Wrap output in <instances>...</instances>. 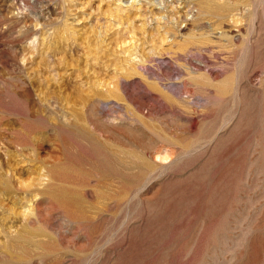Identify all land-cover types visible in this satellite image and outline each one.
Wrapping results in <instances>:
<instances>
[{"label":"rangeland","instance_id":"obj_1","mask_svg":"<svg viewBox=\"0 0 264 264\" xmlns=\"http://www.w3.org/2000/svg\"><path fill=\"white\" fill-rule=\"evenodd\" d=\"M0 264H264V0H0Z\"/></svg>","mask_w":264,"mask_h":264},{"label":"bare ground","instance_id":"obj_2","mask_svg":"<svg viewBox=\"0 0 264 264\" xmlns=\"http://www.w3.org/2000/svg\"><path fill=\"white\" fill-rule=\"evenodd\" d=\"M200 73H201V72H200ZM188 74L190 75L191 73H188ZM188 74H187V75H188ZM194 74H195V73H194ZM194 74H192V75H194ZM201 74H202V73H201ZM201 74H200V75H196L197 79H202V78H203ZM189 75H188V76H189ZM194 76H195V75H194ZM204 76H205V75H204ZM203 79H204V78H203ZM219 81H221V79H220ZM221 82H222V81H221ZM221 82H220V83H221ZM223 83H225V82H223Z\"/></svg>","mask_w":264,"mask_h":264}]
</instances>
